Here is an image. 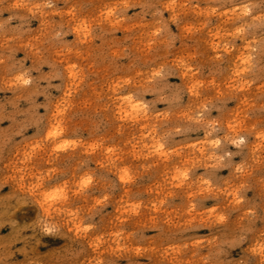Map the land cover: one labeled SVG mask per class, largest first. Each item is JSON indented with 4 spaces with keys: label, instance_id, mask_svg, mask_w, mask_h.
<instances>
[{
    "label": "clouds",
    "instance_id": "9594fccd",
    "mask_svg": "<svg viewBox=\"0 0 264 264\" xmlns=\"http://www.w3.org/2000/svg\"><path fill=\"white\" fill-rule=\"evenodd\" d=\"M4 121L0 264H264V0H0Z\"/></svg>",
    "mask_w": 264,
    "mask_h": 264
},
{
    "label": "rangeland",
    "instance_id": "374dc122",
    "mask_svg": "<svg viewBox=\"0 0 264 264\" xmlns=\"http://www.w3.org/2000/svg\"><path fill=\"white\" fill-rule=\"evenodd\" d=\"M176 83V80L173 78L171 80V85H174ZM171 85H168L169 87ZM58 111H63V109H58ZM8 127V122L7 121H4V122H0V128H6ZM52 133L56 136H59L63 133V128L59 125V122H57V125L53 126L52 129H51ZM29 135H31V132H29ZM65 142H67V146L66 147H61L59 148L61 151H64V149H67L69 144L72 143V137L70 136H65L64 140L60 141V143L58 145H64ZM69 160H70V157H69ZM60 163H64V157H61L60 158ZM103 162V161H102ZM91 167L92 168H97L98 165L96 163V160L93 159L92 162H91ZM224 175H226V173H224ZM110 174H107V170L106 169H101V174L98 176V181L100 183H109L110 182ZM81 179H84L83 177H81ZM145 180L148 179V177H145L144 178ZM0 191H4L6 192L7 191V187H5L4 189L0 190ZM31 214V209H27V212H25L24 210H21L20 212H18L16 214V219L18 221H20L21 223L24 222V219H25V215H30ZM13 232V228L10 224H5L3 227H0V237H8L12 234ZM22 241L20 240H16L15 242V247L19 248L22 246ZM16 259H22V256H17Z\"/></svg>",
    "mask_w": 264,
    "mask_h": 264
},
{
    "label": "snow or ice",
    "instance_id": "6c2138e0",
    "mask_svg": "<svg viewBox=\"0 0 264 264\" xmlns=\"http://www.w3.org/2000/svg\"><path fill=\"white\" fill-rule=\"evenodd\" d=\"M24 82L27 83V81ZM66 146H67V142H65L64 145H57V148L66 147ZM58 195H59L58 193L54 194V196H58Z\"/></svg>",
    "mask_w": 264,
    "mask_h": 264
}]
</instances>
